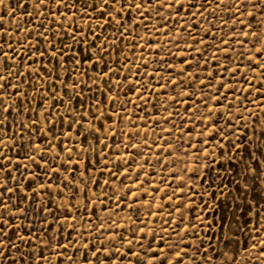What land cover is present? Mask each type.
I'll use <instances>...</instances> for the list:
<instances>
[{"label": "snow or ice", "instance_id": "6c2138e0", "mask_svg": "<svg viewBox=\"0 0 264 264\" xmlns=\"http://www.w3.org/2000/svg\"><path fill=\"white\" fill-rule=\"evenodd\" d=\"M15 3L16 7L25 9L26 15L35 13L28 23H34L36 27L28 29L19 24L15 29L6 27L7 5L0 0V264H29V261L31 264H78V260L81 264H125V261L127 264H185V259L195 264L197 257L202 264H214L216 260H220L221 264H237L238 253L229 256L226 251L233 243L231 238L225 243V250H218L212 244L204 247L198 231L194 239H188L189 234L200 227L192 219L195 200L193 197H174L176 192L186 196V190L193 186L187 185L181 178L182 182L171 195L164 189L170 202L167 204L155 201L161 189L151 184L144 187L146 181L140 178L144 163H140L138 168L132 163L147 160L141 144L136 142L141 135L139 125L133 122L127 132L114 129L117 123L133 120L127 115L129 105L148 112L147 106L152 104L153 110H156L152 100L156 97V103L167 111L169 105L164 101H174L170 106L177 109V116L178 105H186L185 113H192L186 115L180 125L184 129L187 121H193L187 135H194L197 118L201 126L197 129L199 145L189 143L186 149L181 146L180 150L195 148L197 161L211 157L203 164L204 177L199 175L201 164L196 163L189 178L206 183L209 168L215 171V166L219 165L221 171H227L225 165L235 166L243 179V184L236 179L233 181L238 193L246 192L258 178H264V122L257 117L259 135L256 125H251L249 135L243 140L241 136L244 133L236 132L233 123L232 113L237 101L253 102L249 99L250 90L244 85L235 88L228 77L215 67L206 72L209 79L201 78L200 72L193 70L202 69V65L219 64L221 52L225 58L231 59V51L235 48L230 50L229 43L245 45L249 41L240 39V36L252 37L255 43L251 48L238 53L243 58L241 64L247 61L246 67L237 65L229 68L227 64H220V67L231 74L232 80L243 72L245 84H251L258 94L261 93L264 80L257 87L255 77L250 80L247 73L251 70L264 77V44H261L264 0H15ZM29 8L32 12L28 11ZM164 9H168L167 19L164 18ZM153 11L156 21L152 28L157 34L163 32L167 43L161 42L158 36L153 41L150 35H140L137 31L141 26L145 29L149 27ZM14 13L15 8L13 17ZM225 13L231 15L224 18ZM213 16L220 21L215 32L212 30L215 27L211 19ZM241 17L250 19L245 21ZM171 20H176V27H167ZM180 20L184 23L181 24ZM205 21L209 24L208 28H204ZM237 22L243 25L239 28L240 36L235 35L238 29L233 27L228 39L218 38V33L225 26L237 25ZM109 28L112 29L110 34L107 31ZM22 31V39H10L20 37ZM169 32L173 35L169 36ZM125 41L133 56L137 54L136 49L142 50L138 60H132L124 52ZM208 48L212 49L215 60L207 55ZM164 49H167L166 55L162 54ZM145 52L149 56L153 52L155 55L149 59ZM177 55L181 57L178 69L172 60ZM152 60L156 67L149 69ZM125 70L127 75H124ZM125 86H129L128 91L135 99L125 95L124 101H120ZM167 88L175 95H165ZM228 93L232 95L231 100ZM239 93L248 95L241 96ZM24 101L28 102L27 114L23 112ZM33 101L37 104L35 108L31 106ZM117 102L121 103L120 110L116 108ZM261 109H264V103ZM14 110L18 116L27 115V121L10 120ZM132 111L135 112V108ZM243 111L248 112V116L241 113L236 120L246 123L252 117V110L243 106ZM113 115L119 120L112 121ZM172 116L170 112L154 122L160 127V120L163 119L174 128ZM105 122H108V128H104ZM14 124L17 125L16 131H13ZM149 127L146 123L143 132L147 133ZM101 133L105 134L103 138ZM120 133L127 136V141L121 139L117 142L116 137ZM160 139L165 138L161 136ZM148 140L145 135L144 148H151ZM101 144L105 149L122 147L126 155H116L113 167H108L107 153L101 156L96 151ZM164 147H172L171 142L165 141L161 152ZM92 153H96V159L92 158ZM61 157H64L62 165L59 163ZM157 159H160L159 155ZM93 164L100 165L101 173H109V179L103 181L104 186H110L111 178L123 177L121 183L127 191L123 196L114 197L115 208L128 209L131 224L122 225L110 219L108 213L112 209L107 207L104 208V215L97 212V203L105 205L113 197H109L106 191L103 196L95 191L89 195L90 185H99V181L90 175ZM184 172L187 174V168ZM143 174L151 178V173ZM133 175L131 184H124V180ZM54 186L62 201L55 208L52 206L57 195L52 191ZM200 187L208 192L204 184ZM65 190L70 195H65ZM218 190L221 196L230 194L228 185ZM208 194L210 200H215L214 193ZM149 196H152L151 202L147 199ZM201 203L207 206L208 201L202 199ZM141 207L149 208L147 217L141 214ZM165 208L168 209L167 217L178 214L179 218L175 221L171 218L156 219L163 216ZM245 208L251 212L252 205L246 204ZM116 214L119 215V212ZM186 215L189 217L187 223ZM262 215L264 210L257 209L254 216L241 225L233 213L232 223L238 229H247L252 233L248 237L253 241L251 248L245 246L243 249L249 253L245 264H253V260L256 264H264ZM148 217L155 220L150 230ZM35 220L40 221L36 228L33 227ZM195 220L204 221L203 214H197ZM94 221L97 222L95 228L92 226ZM105 224L112 231L101 239L100 233H108ZM117 228L125 230L116 231ZM232 231L230 223L228 232ZM173 232L178 237L175 241ZM221 232L217 239L223 243V229ZM80 248L85 251L78 257ZM89 251L91 257L88 256ZM232 251L236 253L235 248ZM252 252H255L254 256Z\"/></svg>", "mask_w": 264, "mask_h": 264}, {"label": "rangeland", "instance_id": "374dc122", "mask_svg": "<svg viewBox=\"0 0 264 264\" xmlns=\"http://www.w3.org/2000/svg\"><path fill=\"white\" fill-rule=\"evenodd\" d=\"M4 5H7L6 11L8 12V16L5 18V25L6 27L15 29L16 26L22 25L23 28L28 29H34L36 27V24L34 23H28V21L32 20V18L35 16V13H32V16H28L25 14V9L16 7L15 0H12L10 3V0H4ZM13 8H15V13L13 17ZM251 10V9H250ZM29 12H32V9H28ZM168 9H164V18L167 19ZM183 15H187V13H183ZM207 15V13L205 14ZM231 13H225L224 18H227L230 16ZM199 19V18H198ZM211 19L214 22L215 27L212 28L213 32L216 31V29L220 25V21L216 19L215 16L211 17ZM241 19H244L245 21L249 20L250 17H241ZM257 19H259V15L257 16ZM156 17L155 12L153 11L151 13V20L149 21V27L147 29L143 28L141 26L137 31L140 35L148 34L152 37V40L155 41L157 39V36L159 37V40L161 42L167 43L168 41H165V37L163 32L156 33L155 30L152 28V24L155 23ZM81 24L84 23V21H79ZM180 23L183 24L184 21L180 20ZM176 20L169 21V24L167 27H176ZM209 24L207 21L204 22V28H208ZM236 27L238 30L235 33V35L240 36L239 28H242L243 25H240L239 22H237V25L228 24L225 26V28L218 33V38L228 39L229 34L232 32V28ZM108 33L110 34L112 32V29H107ZM177 31H180L179 28H177ZM202 34V33H201ZM24 33L21 32L20 37H12L10 39H22ZM173 35V33L169 32V36ZM187 34L185 33V36ZM240 39H247L249 43L245 45H241L239 43L232 44L231 42L228 45V48L231 50L233 47L235 48V51H231V59L225 58V55L223 52H221L220 55V63L215 65H207L206 67L202 65V69L194 71H199L200 76L203 79H209L206 76L207 71H212L213 67L217 71H220L224 74V76H227L229 81L233 84L235 88H239L240 85H244V87L248 88L251 92L250 100L253 102H249V100H243L242 103L240 101H237V104L235 106V112L232 113L233 115V123L235 124V130L238 133H244V136H241V140L245 138V136L249 135L250 133V126L256 125L257 128V135H259V128L260 125L256 123V118L259 117L261 122H264V109H261V104L264 103V89H262L261 93H257L255 89L252 88L251 84H245L244 79L242 78L244 73H238L237 79L232 80L231 74L224 72V69L220 67V64H227L229 68L236 67L237 65H240L242 68L247 66V61H243V64H241V61L243 60L242 57L238 56V53L241 51H247L249 48H251L252 43H255L254 39L252 37H243L240 36ZM140 43H143V41H140ZM261 44H264V36L261 38ZM259 46V45H258ZM124 52H127L128 55L132 60H138L139 54L142 51L141 49H136V55L133 56L132 52L130 51L128 47V42H124ZM173 51H176L175 48H173ZM162 54H167V49H164ZM155 53H151V56H154ZM207 55L215 60V57H212V49L208 48ZM145 56H148L149 59H151V56L147 52H145ZM113 57H115V53H113ZM112 58H110L111 60ZM181 57L179 55L172 57V60L175 62V66L178 69L179 68V61ZM188 59H191V57H188ZM121 64L123 63L122 56L120 57ZM113 67H116L115 64L112 65ZM156 67L155 61L152 60V62L149 64V69ZM135 71V69H133ZM141 72H143V69H140ZM124 75H127V70H125ZM248 78L250 80L255 77L254 83L257 87L260 86L261 81L264 80V77H260L257 73L251 72V70L247 73ZM122 78V76L120 77ZM143 79V77H141ZM159 80V77L156 78ZM167 79V77H165ZM155 83V81H153ZM27 84H25V88H27ZM129 86H125L124 92L120 94V101H124L125 95L128 97L133 96L132 92L128 91ZM156 87H159V84H156ZM115 93H113L114 95ZM165 95H175V93L171 92L170 88H167L164 90ZM198 95H203L202 93H197ZM241 96L248 95V93H239ZM151 95V93H149ZM229 100L232 99L231 93H228ZM153 104H155L156 110H153V105L149 104L147 107L149 109L148 112H142L139 108L136 107V105H129L127 115L132 116L133 120L130 122L128 120H124L122 123L116 124V129L119 130L123 129L124 132H127L131 128V124L135 122L139 125L141 129V135L138 139H136V142L140 143L142 146V150L144 151L145 156L147 157L146 161H132V163L138 168L140 163H144V169L143 172L140 174V178L142 180H145L146 183L144 185L145 188L148 187L149 184L154 185L155 187H158L161 189V192L159 195L155 197V201L157 204L161 203V201H164L166 204L170 203L167 201V196L165 195L164 189H167V193L171 195L173 193V190L177 188V185L180 184L181 178H183V182H186L187 185L193 186L190 189L186 190V196H181L180 192H176L174 198H180V199H187V197H193L195 200V204L193 205V212H192V219L196 224H198L200 227L189 234L188 239H194L196 236V232H199V238L200 240H203L204 247H207L209 244H212L214 247H216L218 250H225V243H227L228 239L231 238L233 243L228 245V248L226 251L228 252L229 256L237 255V264H245V261L247 260L249 253H246L243 251L244 247L247 246L251 248V245L253 241L251 239H248V237L252 234L247 229H238L237 225L235 223H232L233 221V213H235L236 219L238 220L239 224H243L245 220H248L250 217H253L256 210H264V178H258V180L251 184L249 189L246 192L238 193L235 191L237 185L233 182L234 179L239 180L241 184H243V179L241 178L239 174V168L235 166L225 165V168L227 171H221L219 169V165L215 166V171L212 170V168H209L207 171L209 172L208 180L205 183L204 181H198L195 179L189 178L191 175L193 168L196 163L201 164V168L199 169V175L201 177H204L205 175V169L203 167V164L206 160L211 159V157L201 158V160L197 161L195 157V148L191 149L190 151H182L181 146L183 148H187L189 143H192L194 145H199L200 141L197 139L199 136V131L197 130L201 126L199 125V118H197L196 121V127L193 128L194 135L189 136L187 135V129L190 125L193 124L192 120L187 121V124L184 125V129H181L180 125L184 123V117L186 115H192V113H185V107L186 105H178V113L179 116H177L175 113L177 109H174L170 105L175 103L174 101H164V103L168 106V110L165 111L163 108H161L159 103H156V97L152 98ZM19 103V99L17 100ZM33 108L37 107V104L35 101H33L32 105ZM243 106H246L248 109L252 110V117L247 120L245 123L244 121H238L236 120V116L240 115L241 113L244 116H248V112L243 111ZM192 107H195V105H192ZM116 108L118 110L121 109V103L117 102ZM135 108V112L132 111V109ZM63 109H61L62 111ZM23 112L25 114L28 113V102L24 101V107ZM173 113L172 119L175 122V127L168 122L164 121L163 119L160 120V127H157L155 124V120L157 118H161L164 116H167L169 113ZM11 119H23L25 122L27 121V115L24 116H18L16 111H13V116ZM119 118L115 115L112 116V121H118ZM149 125V129L147 133L143 132V128L145 127V124ZM243 125V127H241ZM57 128H59V125H57ZM104 128H108V122L104 123ZM155 129V131H153ZM162 129H170V133L167 131H163ZM17 130V125H13V131ZM101 138L104 137V133H101ZM147 135L149 140L148 143L151 145V148H144L143 147V137ZM163 136L165 139L161 140L160 137ZM35 138V137H34ZM232 137H229L231 139ZM121 139H124L127 141V136H124L123 133H120L117 135L116 140L119 142ZM165 141H170L172 147H164L163 152L160 151V148L165 145ZM75 142V141H74ZM91 143L95 144V141H91ZM111 143V141H110ZM97 152L101 153V156L104 152L107 153V158L109 160L108 167H113L112 161L115 159L116 155L125 156L126 152L122 147H110V148H103V144L100 145L99 148L96 149ZM131 151L135 152V149H132ZM171 153V155H168V153ZM55 154V153H53ZM87 155V154H86ZM92 158L96 159V153H92ZM159 155L160 159H157V156ZM243 155V153H242ZM248 159L247 157H245ZM258 158V157H257ZM239 159V158H237ZM64 157H61L60 164H63ZM162 161V162H161ZM117 163H120V161H117ZM187 168V174H185L184 169ZM100 165L93 164L92 165V173L90 175H93L96 180L99 181V185L93 184L90 185V191L89 195L91 196L92 192L95 191L99 195L103 196L104 192H107V195L109 197H113V199H108L106 201L105 205H100L97 203L95 205L97 212L100 215H104V208L107 207L109 209H112V211H109L108 217L110 219H114L118 221L122 225L131 224V220L128 219L129 210L124 209H116L115 208V196H123L126 193V189L124 188L123 184L121 183V180H123V177L120 178H111L110 180V186H104L103 181L105 179H109V173L103 172L101 173L99 171ZM83 167H81V171H83ZM217 171H219V178H217ZM143 173H151V178L146 177ZM15 174V173H14ZM63 173L61 174L62 178ZM134 178V175L132 178H129L128 180H124V184H131L132 179ZM112 180H115V183H112ZM212 180H215V183H212ZM201 184H204V187L208 188V192H204V189L200 187ZM224 185L229 186V192L230 194L227 196H221L219 192V188H222ZM113 189H116L115 192H113ZM27 191V188L25 189ZM52 191L54 193H57L55 199L52 202V206L55 208L57 205L61 204V197L58 194V190L53 187ZM135 191V189H133ZM209 192L215 194V200H210L209 198ZM198 193V194H197ZM65 195H70L67 190H65ZM233 197H236L234 200ZM148 201L151 202L152 196H149ZM208 201L207 206L201 203V200ZM190 202V201H189ZM79 203V201H78ZM246 204L252 205V210L249 212L246 208ZM196 205H199L197 207ZM239 205V207H237ZM38 206V205H34ZM82 207V206H81ZM121 208H123V204L121 205ZM152 211H155V208L151 209ZM149 208L148 207H141L140 212L143 216L147 217ZM116 212H119V215L116 214ZM168 209L165 208L163 216L157 217L156 219H164V218H171L173 221L177 220L179 218V215L173 217H167ZM197 214H203L204 221L195 220V216ZM189 217L185 216V223H187ZM149 223H148V230L152 228L153 223H155V220L153 218L148 217ZM261 222L264 223V215L261 217ZM27 224L28 221H25ZM40 221L35 220L33 222V227L36 228L39 225ZM96 221L93 222V228L96 226ZM232 224L233 231L231 233L228 232V225ZM182 225L181 227H183ZM104 227L108 229V225L105 224ZM113 228H115V225H113ZM221 229H223V234H225V241L222 243L217 237L222 234ZM125 229L117 228L116 231H124ZM112 229H108V233H100L101 239H104L107 234H110ZM170 231H172L170 229ZM73 236L76 235V233H72ZM212 239H209V238ZM262 239H264V232L261 233ZM173 240H177L178 237L175 236V233H172ZM89 240L92 239V237H88ZM66 242V241H65ZM196 243H199V240H196ZM117 246H119L117 244ZM236 249V253L232 251V249ZM137 250L138 246H137ZM71 251V246H70ZM84 249L80 248L79 253L77 254L78 257L83 255ZM121 251H125V249L121 248ZM209 251L211 252V248H209ZM252 255H255V252H252ZM88 256L91 257V252H88ZM29 264L31 262L29 261ZM78 264H81V262L78 260ZM125 264L127 262L125 261ZM185 264H193V262L188 261L185 259ZM195 264H202L199 257H197ZM214 264H221L220 260L214 261ZM253 264H256L255 260H253Z\"/></svg>", "mask_w": 264, "mask_h": 264}]
</instances>
